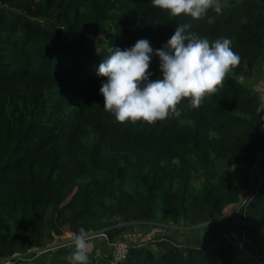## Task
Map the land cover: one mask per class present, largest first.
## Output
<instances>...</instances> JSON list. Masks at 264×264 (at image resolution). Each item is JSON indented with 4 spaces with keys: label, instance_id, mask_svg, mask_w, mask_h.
I'll return each mask as SVG.
<instances>
[{
    "label": "trees",
    "instance_id": "obj_1",
    "mask_svg": "<svg viewBox=\"0 0 264 264\" xmlns=\"http://www.w3.org/2000/svg\"><path fill=\"white\" fill-rule=\"evenodd\" d=\"M219 2L220 14L192 20L151 0H0V264H72V245L55 237L83 227L112 244L147 220L210 234L162 233L121 261L103 251L89 264H242L241 241L264 261V103L238 79L264 60V0ZM182 23L210 42L230 38L239 65L199 108L185 99L179 117L117 122L96 74L108 49L140 39L160 49ZM159 63L153 55L150 80ZM237 203L234 246L220 222Z\"/></svg>",
    "mask_w": 264,
    "mask_h": 264
},
{
    "label": "clouds",
    "instance_id": "obj_2",
    "mask_svg": "<svg viewBox=\"0 0 264 264\" xmlns=\"http://www.w3.org/2000/svg\"><path fill=\"white\" fill-rule=\"evenodd\" d=\"M153 7L171 16L198 20L209 9L222 12L219 0H151ZM191 23L177 25L174 34L160 49H153L147 39H140L121 50L110 47L109 55L99 63L96 74L105 78L100 86L104 110L114 114L121 124L142 121L149 125L170 116L179 117L182 100L199 108L205 97L223 87L229 73L239 65L230 38L210 42L191 31ZM159 58L161 78L150 80L152 57ZM264 105L257 108V114ZM264 119V117H262ZM73 251L67 259L72 264H89V233L81 227L71 235Z\"/></svg>",
    "mask_w": 264,
    "mask_h": 264
},
{
    "label": "rangeland",
    "instance_id": "obj_3",
    "mask_svg": "<svg viewBox=\"0 0 264 264\" xmlns=\"http://www.w3.org/2000/svg\"><path fill=\"white\" fill-rule=\"evenodd\" d=\"M238 79L241 82H246L249 86H251V89L258 92L262 99V102L264 103V60L257 64L254 69H246L243 75L239 76ZM260 158L261 153L258 154L257 161H259ZM256 167L257 165L248 168V173L250 174L249 181L247 187L242 189V191L240 192V201L243 200L244 195L253 180V177L256 173ZM236 174L237 172L235 171L234 179H237ZM245 178L244 180H247V178ZM126 189L132 190V184L129 182L126 183ZM238 205L239 203L227 206L223 210L225 219L220 222V231H222L231 239L233 245H236L240 241V233H238L237 231L238 217L237 215H233V212L235 211ZM147 221L144 222V225H138V223L134 225L133 228L124 230L123 233L117 237V240L124 241L128 245H131L136 241L140 242L145 241L147 238L150 237L153 238L155 236H161L162 233L171 234L174 238H177L179 240H186L196 237H199L201 239H207L210 234V230L199 231L191 227H186L183 224H180L179 226L177 224H172L171 222L157 224L155 220ZM98 234L89 233V256L97 255L99 253L101 254V252L103 251L106 254H111L112 244L107 241L106 236H104L102 233ZM71 235V232L66 231L61 236L55 237V240L52 244H71ZM234 248L236 250V258L238 260H241L242 264H264V261L258 258V256L255 254V251L251 248V246H249V244L247 245L245 243L243 248H237V246H235Z\"/></svg>",
    "mask_w": 264,
    "mask_h": 264
},
{
    "label": "built area",
    "instance_id": "obj_4",
    "mask_svg": "<svg viewBox=\"0 0 264 264\" xmlns=\"http://www.w3.org/2000/svg\"><path fill=\"white\" fill-rule=\"evenodd\" d=\"M104 235V234H103ZM112 253L114 262H118L126 258L129 250V245L121 240H115L112 243ZM238 248H242L244 246L243 242L238 243Z\"/></svg>",
    "mask_w": 264,
    "mask_h": 264
},
{
    "label": "water",
    "instance_id": "obj_5",
    "mask_svg": "<svg viewBox=\"0 0 264 264\" xmlns=\"http://www.w3.org/2000/svg\"><path fill=\"white\" fill-rule=\"evenodd\" d=\"M50 246H52V245H50Z\"/></svg>",
    "mask_w": 264,
    "mask_h": 264
}]
</instances>
